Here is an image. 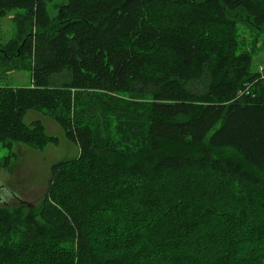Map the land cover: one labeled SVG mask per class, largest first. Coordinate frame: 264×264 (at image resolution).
<instances>
[{"label":"trees","instance_id":"trees-1","mask_svg":"<svg viewBox=\"0 0 264 264\" xmlns=\"http://www.w3.org/2000/svg\"><path fill=\"white\" fill-rule=\"evenodd\" d=\"M0 0V143L78 147L37 207L0 206V264H264V0Z\"/></svg>","mask_w":264,"mask_h":264},{"label":"rangeland","instance_id":"rangeland-1","mask_svg":"<svg viewBox=\"0 0 264 264\" xmlns=\"http://www.w3.org/2000/svg\"><path fill=\"white\" fill-rule=\"evenodd\" d=\"M65 1L53 0L50 2V13L56 14L55 5ZM238 26L242 48L252 54L253 69L262 71L264 69V32H260L245 22H240ZM14 32L13 13L0 18V45L11 39ZM0 85L28 87L31 85V72L29 70L6 72L0 68ZM34 121H41L46 132L58 137L59 140L42 150L24 144L14 146L16 157L11 166L9 168L0 167V206L37 207L46 195L52 164L60 159L73 158L77 155L78 147L66 138L59 124L41 112H27L25 122L32 124ZM9 153L10 149L0 143V163Z\"/></svg>","mask_w":264,"mask_h":264}]
</instances>
